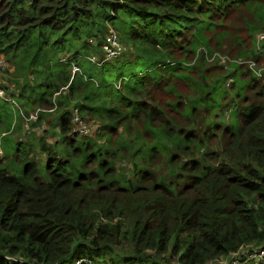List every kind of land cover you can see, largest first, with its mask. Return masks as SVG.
Instances as JSON below:
<instances>
[{
    "label": "trees",
    "instance_id": "1",
    "mask_svg": "<svg viewBox=\"0 0 264 264\" xmlns=\"http://www.w3.org/2000/svg\"><path fill=\"white\" fill-rule=\"evenodd\" d=\"M110 18L128 53L96 64ZM260 33L264 0H0V55L24 76L1 84L23 105L17 128L0 110V264H264L244 254L264 246V70L235 63L228 84L198 54L261 68ZM54 108L53 145L35 127Z\"/></svg>",
    "mask_w": 264,
    "mask_h": 264
},
{
    "label": "rangeland",
    "instance_id": "2",
    "mask_svg": "<svg viewBox=\"0 0 264 264\" xmlns=\"http://www.w3.org/2000/svg\"><path fill=\"white\" fill-rule=\"evenodd\" d=\"M102 38H105V36H102ZM202 48H206V47L203 46V47H201L199 49H202ZM199 49H198V54H204L205 57H206V59L209 62L219 61L221 64H223L225 66L226 70H229L228 77L231 75V72L234 70V67L232 65L235 64V63H239V62L234 61V60L227 61L226 63H222L219 58H217L215 60H211V55L214 52H216V51H210V50H208L206 48L207 49V52H208V53H206L205 50H199ZM217 52H219V51H217ZM127 53H128V50L124 51L123 54H121V55H124V54H127ZM97 54L100 57V59H103L105 52L101 48V50H99ZM220 54L228 55L232 59H236V60L237 59H240V57H233V56H231V55H229L227 53L220 52ZM113 59H115V58H113ZM7 65H6L7 68H6L5 72L2 75V77H3L4 81H5L4 83L13 86V88L19 87L18 86V83L20 81H23L24 80V79H22L24 77L22 75V72L19 71L21 74H18V72L15 71L16 70V66L13 63L10 64L9 62H7ZM133 69L136 70L135 67ZM14 72H16V73H14ZM91 72L95 76L99 74V71L97 69H91ZM128 72L129 71H125V73H128ZM72 73H74V72L72 71ZM112 78H113V76L110 77V78H108V79H112ZM229 78H232V77L230 76ZM227 83H228V81H227ZM62 92L67 93V89L65 91H62ZM56 95H57V98H55V100L58 101V97L60 95H59V93H56ZM7 96H9V95L7 94ZM9 100H10V103L14 105V108L11 105L5 103L4 99L0 97V110L2 109V111L4 112L5 122H7V123L13 122V124H14V122L16 121L15 128H17L18 121H19V117H18V115H19V109L17 107L19 105H20L19 107H21L23 105V101H20V104H19V102H17V100H15V99H13V101H12V99H11L10 96H9ZM15 105H18V106L15 107ZM33 110L34 109L28 107V109H27L28 114L31 111H33ZM48 113L50 115H46L45 120L42 121L43 122L42 124H44V127H45V130H44L45 132L43 131L44 134H42L40 137L45 136V137L50 138V142L53 143V145H54L55 143H59L61 141V135H60V132L58 130V126L55 125L56 122L58 121L59 113L57 112L56 109L55 110H53V109L51 110L50 109V112H48ZM0 114H1V112H0ZM78 114L81 115L80 114V111H78ZM1 116H2V114H1ZM16 117H17V120H16ZM227 117H229V115H227ZM81 120H82L81 121L82 124L78 122V125H77V124H75L73 122L74 123V129L73 130L75 132H77L79 134V136H87V135H91V134L93 135V134H95V132L97 131V128H98L97 122H95V120L94 121L86 120V119H84V117H81ZM42 124L40 126H38V127L37 126L35 127V129H37V128L40 129V134L42 132V126H43ZM27 130H31V127L30 128L25 127L23 129L24 133L25 132L29 133ZM80 131L81 132H87V133H81ZM2 134H3L2 131H0V154L1 155L4 154V152H3L4 150L11 149V148H13V146H15V138H14V135L12 133H8L6 136H3ZM32 137L33 136L23 135L21 139L24 138L25 140H31ZM42 156H44V153L41 152V154L39 155V157L40 158H43Z\"/></svg>",
    "mask_w": 264,
    "mask_h": 264
},
{
    "label": "built area",
    "instance_id": "3",
    "mask_svg": "<svg viewBox=\"0 0 264 264\" xmlns=\"http://www.w3.org/2000/svg\"><path fill=\"white\" fill-rule=\"evenodd\" d=\"M107 32L105 34V38H103L102 44H101V48L102 50H104L105 54L103 59H100V57L98 56L97 53H92L90 55H88V59H90L92 62L96 63V64H102L106 61L112 60L113 58H116L118 56H120L121 54H123L124 51H126L128 49V45L122 41L120 39V36L117 32V30L114 28V26L111 23V18L107 20ZM259 40L264 39V33H260L258 35ZM203 50H205L206 53L207 49L206 48H202ZM219 58L221 60L222 63H226L227 61H237L239 63H248L250 68H252L254 70L255 73L258 74V76H262L263 75V70H264V66L261 68L257 67L256 61L254 59H250L248 61L243 60L242 58L240 59H232L230 56L228 55H223L220 54V52H214L211 55V60H215ZM63 60H67V58H63ZM7 58L4 55H0V96L9 101V96H7V93L5 91V89L1 86V84L4 81L2 75L5 72L6 68H7ZM7 65V66H6ZM72 71L75 73L77 71H81V68L79 65H76L73 63L72 66ZM233 81V78H229L228 79V84L231 83ZM67 89V87L63 88V91H65ZM13 101V98H11ZM40 110H43V108L41 107H37L36 110L31 111L26 120L27 121H32V122H36L38 120V113ZM52 110V109H51ZM79 108L75 107L74 108V114H73V122L75 124L78 125V122L82 124V120H81V115L78 114ZM42 131L45 130L44 124H42ZM26 126H28L26 124ZM40 125H37V127ZM38 130L40 131V129L38 128ZM81 132V131H80ZM81 133H87V132H81ZM244 254L246 255L247 260L249 259H256V260H261L262 258H264V246H259V247H252V248H248L244 251ZM82 262H91L89 261V259L87 258H82L80 260L77 261L76 264H81ZM240 263V258H236L231 262H226V264H239ZM94 264H112L108 261H103L100 263H94ZM212 264H222L221 262H214Z\"/></svg>",
    "mask_w": 264,
    "mask_h": 264
}]
</instances>
